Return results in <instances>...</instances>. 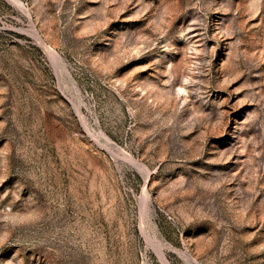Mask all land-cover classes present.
Returning <instances> with one entry per match:
<instances>
[{
	"label": "rangeland",
	"instance_id": "obj_1",
	"mask_svg": "<svg viewBox=\"0 0 264 264\" xmlns=\"http://www.w3.org/2000/svg\"><path fill=\"white\" fill-rule=\"evenodd\" d=\"M0 264H264V0H0Z\"/></svg>",
	"mask_w": 264,
	"mask_h": 264
},
{
	"label": "bare ground",
	"instance_id": "obj_2",
	"mask_svg": "<svg viewBox=\"0 0 264 264\" xmlns=\"http://www.w3.org/2000/svg\"><path fill=\"white\" fill-rule=\"evenodd\" d=\"M35 31V30H34ZM36 32V31H35ZM36 35H37V32H36ZM39 39V38H38ZM44 41V40H43ZM56 57H57V55H56ZM58 58V57H57ZM135 165H137V164H135ZM167 262H169V261H167Z\"/></svg>",
	"mask_w": 264,
	"mask_h": 264
}]
</instances>
